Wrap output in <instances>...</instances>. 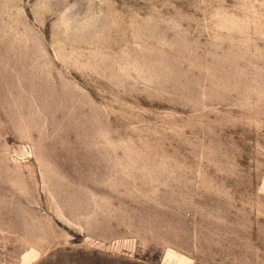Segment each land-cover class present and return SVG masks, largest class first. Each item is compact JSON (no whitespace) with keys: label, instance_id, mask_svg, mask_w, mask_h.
<instances>
[{"label":"rangeland","instance_id":"obj_1","mask_svg":"<svg viewBox=\"0 0 264 264\" xmlns=\"http://www.w3.org/2000/svg\"><path fill=\"white\" fill-rule=\"evenodd\" d=\"M0 264H264V0H0Z\"/></svg>","mask_w":264,"mask_h":264}]
</instances>
